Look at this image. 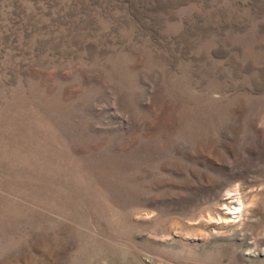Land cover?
Here are the masks:
<instances>
[{
	"label": "rangeland",
	"instance_id": "374dc122",
	"mask_svg": "<svg viewBox=\"0 0 264 264\" xmlns=\"http://www.w3.org/2000/svg\"><path fill=\"white\" fill-rule=\"evenodd\" d=\"M0 264H264V0H0Z\"/></svg>",
	"mask_w": 264,
	"mask_h": 264
}]
</instances>
